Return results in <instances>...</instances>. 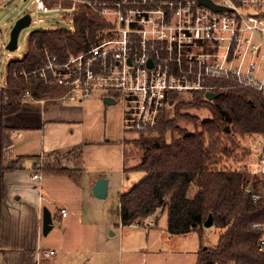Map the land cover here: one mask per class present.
Returning a JSON list of instances; mask_svg holds the SVG:
<instances>
[{"label": "trees", "instance_id": "trees-1", "mask_svg": "<svg viewBox=\"0 0 264 264\" xmlns=\"http://www.w3.org/2000/svg\"><path fill=\"white\" fill-rule=\"evenodd\" d=\"M57 2L44 0L48 7ZM105 28L101 19L79 8L72 30L54 27L30 33L24 55L6 64L0 93L2 116L18 111L26 91L32 100H60L66 90L46 84L37 73L46 55L62 62L70 54L85 52ZM206 84L219 88L214 100H207L203 93L191 94L188 101L177 103L171 116H163L156 127L131 142L139 152L134 170L144 177L121 196L119 223L140 226L165 211L170 235L201 236L203 223L211 216L219 237L215 246L201 247L197 264H264V253L258 251L263 232L257 227L264 223L263 181L245 165L218 167L222 157L241 150L238 140L264 136V95L236 87L230 80H206ZM188 109H204L209 116L199 120ZM247 155L242 152L240 157ZM44 171L70 174L48 165Z\"/></svg>", "mask_w": 264, "mask_h": 264}, {"label": "built area", "instance_id": "built-area-1", "mask_svg": "<svg viewBox=\"0 0 264 264\" xmlns=\"http://www.w3.org/2000/svg\"><path fill=\"white\" fill-rule=\"evenodd\" d=\"M210 1L230 11L215 13L197 0H58L53 7L34 0L41 13L66 12L73 19L84 8L106 24L87 51L62 62L46 55L37 73L66 90L60 100L96 94L119 102L123 132L138 134L167 116L174 96L219 90L206 80H230L264 95V0ZM23 98L30 99L28 91ZM43 170L40 157L31 179L39 182ZM254 174L264 184V149ZM257 227L263 232L258 251L264 253V223Z\"/></svg>", "mask_w": 264, "mask_h": 264}, {"label": "rangeland", "instance_id": "rangeland-1", "mask_svg": "<svg viewBox=\"0 0 264 264\" xmlns=\"http://www.w3.org/2000/svg\"><path fill=\"white\" fill-rule=\"evenodd\" d=\"M24 14H29L31 23L21 30L18 36L17 48L13 52L7 51L9 32L14 22ZM59 27L65 30L73 29V19L66 12L41 13L36 11L34 0H0V86L3 84L5 67L9 61L20 59L26 50V42L30 33L36 30H45ZM220 91V90H219ZM215 95V93H212ZM206 95V94H205ZM100 95H92L89 98ZM176 103L172 110L166 113L171 116L178 102L188 101L191 95L174 96ZM84 100V104L88 101ZM84 107L82 128L93 141H104L102 147L89 146L83 154L82 168L84 171L75 182L81 191L77 201L82 208L78 212H71L74 217L81 216L84 229L78 238L79 248L74 251L81 257L78 264H197L198 252L202 248L216 245L219 231L215 227L203 228L201 236L196 233L170 236L166 232V212L159 215L157 220L151 219L153 226H125L119 224L118 208L121 196L137 184L144 174L135 171L139 162V152L133 147V140L138 133L124 131L121 126L122 108L119 102L107 105L101 100L97 104ZM191 115H197L199 120L205 119L209 113L202 110L188 109ZM188 131L190 125L178 123ZM130 142V144H129ZM241 150L234 156L222 157L218 167L239 168L243 165L254 174L256 157L264 149V136H245L237 141ZM242 152L248 155L242 159ZM79 151L73 150L66 154H57L48 162L49 166L60 168L59 162L66 157L75 160ZM106 181V195L97 199L89 191L90 181L95 177ZM98 181V180H97ZM96 181V182H97ZM93 187V186H92ZM58 190L44 189V203L51 199L53 206L49 211L54 215L62 206L63 196ZM78 205V206H79ZM73 217V216H72ZM149 222V221H148ZM145 225V226H144ZM53 229L45 237L46 242L54 244L58 236V223L52 221ZM51 240V241H50Z\"/></svg>", "mask_w": 264, "mask_h": 264}, {"label": "crops", "instance_id": "crops-1", "mask_svg": "<svg viewBox=\"0 0 264 264\" xmlns=\"http://www.w3.org/2000/svg\"><path fill=\"white\" fill-rule=\"evenodd\" d=\"M87 99L85 104L82 99L49 103L24 99L17 112L2 116L0 98V264H78V258L81 259L74 250L79 248L78 237L84 229L82 217L77 214L74 217L75 213L70 215L82 208L77 201L80 196L77 191L81 188L75 182L84 171L85 148L109 143V139L93 141L82 128L84 107L104 100L102 97L101 100L98 97ZM73 150L79 151L75 160L64 157L59 162L60 168L70 174L55 175L43 170L39 182L31 179L34 163L40 157L45 167L54 155ZM100 178L90 181V192ZM44 189L60 190L63 196L62 206L54 215L49 211L54 204L51 199L44 203ZM44 208L59 225L52 245L41 232ZM60 210L66 211L65 217L60 215ZM150 220L145 224L148 227L153 226ZM50 251L54 252L52 256H42Z\"/></svg>", "mask_w": 264, "mask_h": 264}, {"label": "water", "instance_id": "water-1", "mask_svg": "<svg viewBox=\"0 0 264 264\" xmlns=\"http://www.w3.org/2000/svg\"><path fill=\"white\" fill-rule=\"evenodd\" d=\"M199 5H202L208 9H210L213 12H229V9L222 8L219 6H215L210 0H197ZM31 23V18L29 14H24L20 18H18L14 24L12 25L10 32H9V38L8 42L5 45V49L7 51L13 52L17 48V41L18 36L21 30L28 27ZM148 67H152L151 61L148 62ZM207 100H214L216 95L212 93H206L205 95ZM104 103L107 105L114 104V101L110 98H104ZM92 194L97 199H103L106 195V181L105 180H99L95 183V185L92 188ZM213 225V220L211 216H208V218L203 223V228H210ZM52 229V219L50 212L44 208L42 210V225H41V232L42 236H47V234ZM205 249V248H204Z\"/></svg>", "mask_w": 264, "mask_h": 264}]
</instances>
